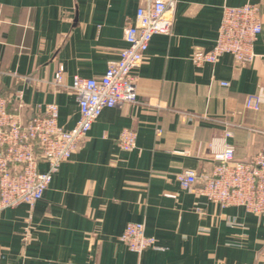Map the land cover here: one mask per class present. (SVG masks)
Listing matches in <instances>:
<instances>
[{"label":"crops","instance_id":"obj_1","mask_svg":"<svg viewBox=\"0 0 264 264\" xmlns=\"http://www.w3.org/2000/svg\"><path fill=\"white\" fill-rule=\"evenodd\" d=\"M143 2L0 0V93L8 108L30 119L36 105L56 102L59 124L73 128L79 101L54 86L55 72L64 66L65 85L75 74L103 75ZM246 2L260 5L263 25L254 59L239 66L225 53L195 64L194 50L215 44L223 7ZM174 16L172 31L152 37L135 69L138 101L105 107L35 204L2 209L0 264H264V216L222 207L177 179L184 169L213 168L212 142L216 150L233 144L241 160L263 144L264 0H179ZM254 93L260 110L246 107ZM126 127L137 131L132 150L118 144ZM129 222H143L162 248L131 250L120 238Z\"/></svg>","mask_w":264,"mask_h":264},{"label":"built area","instance_id":"obj_2","mask_svg":"<svg viewBox=\"0 0 264 264\" xmlns=\"http://www.w3.org/2000/svg\"><path fill=\"white\" fill-rule=\"evenodd\" d=\"M178 1L144 0L135 18L125 26L127 45L120 50L119 58L109 63L103 75L85 77L75 74L72 84L65 85V69L63 65L59 66L54 74V86L68 88L79 101L80 117L73 128L65 129L58 123L59 106L56 102L36 105L32 117L24 119L20 111L8 108L10 99L0 93V212L4 207L21 203L32 206L42 198L54 173L85 141L105 107L138 101L135 69L142 64L152 37L172 31ZM262 28L259 4H226L213 48H196L191 59L197 65L215 63L223 54L230 53L237 65H246L256 56L255 42ZM221 83L229 84L227 81ZM13 95L22 106V90H16ZM246 107L260 110V95L250 94ZM230 135L231 131L227 130L225 138ZM118 144L125 150L134 149L137 131L124 128ZM211 147L216 162L213 169L201 175L193 169H184L177 173L180 185L224 207L243 206L250 213L264 216V142L259 153L246 161L238 160L234 145L226 141L220 150L215 149L214 142ZM41 159L48 164L46 171L39 169ZM23 237L29 239V228ZM121 239L138 253L150 247L162 248L154 236L146 233L143 222H129Z\"/></svg>","mask_w":264,"mask_h":264},{"label":"rangeland","instance_id":"obj_3","mask_svg":"<svg viewBox=\"0 0 264 264\" xmlns=\"http://www.w3.org/2000/svg\"><path fill=\"white\" fill-rule=\"evenodd\" d=\"M229 54H230V53H229ZM246 100H247V99H246ZM261 102H262V99H261ZM253 110H256V109H253ZM58 123H59V122H58ZM253 129H254V128H253ZM258 131H259V130H258ZM260 131H261L262 133H264V130H260ZM224 138H225V133H224L222 139H224ZM263 142H264V141H263ZM260 149H261V148H260ZM260 149H259V151H260ZM123 150H125V149H123ZM259 151H258L256 154H258ZM256 154H254L253 156H255ZM253 156H252V157H253ZM252 157H251V158H252ZM70 158H71V157H70ZM67 160H68V159H67ZM238 160H239V159H238ZM240 160H241V159H240ZM247 160H249V159H247ZM41 161H45V162H46V160H42V159H41V160L39 161V164H40ZM65 161H66V160H65ZM245 161H246V160H245ZM215 163H216V162H215ZM214 165H215V164H214ZM213 167H214V166H213ZM47 169H48V168H47ZM47 169H46V170H47ZM212 169H213V168H212ZM46 170H45V171H46ZM41 171H43V170H41ZM51 181H52V180H51ZM197 193H198V192H197ZM198 194H200V193H198ZM200 195H202V194H200ZM203 196H204V195H203ZM211 201H213V200H211ZM214 202L218 203L217 201H214ZM218 204H220V203H218ZM220 205L222 206V204H220ZM229 206H231V205H229ZM236 206H237V205H236ZM7 207H8V206H7ZM222 207H224V206H222ZM225 207H226V206H225ZM4 208H5V207H4ZM1 211H2V210H1ZM0 213H1V212H0ZM121 235H122V234H121ZM120 238H121V236H120ZM144 250H145V249H144ZM144 250H143V251H144Z\"/></svg>","mask_w":264,"mask_h":264}]
</instances>
